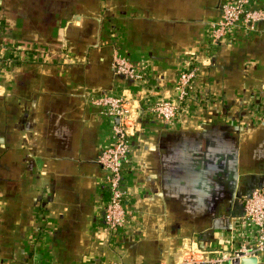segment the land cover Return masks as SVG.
I'll use <instances>...</instances> for the list:
<instances>
[{
  "label": "crops",
  "instance_id": "1",
  "mask_svg": "<svg viewBox=\"0 0 264 264\" xmlns=\"http://www.w3.org/2000/svg\"><path fill=\"white\" fill-rule=\"evenodd\" d=\"M223 1L0 0V264H212L236 251L243 200L264 186V20L209 44ZM114 55L144 77L116 74ZM194 64L183 113L145 110L176 102ZM103 95L125 98L134 124L118 233L103 219L98 156L117 122L94 103ZM254 257L264 264V248Z\"/></svg>",
  "mask_w": 264,
  "mask_h": 264
},
{
  "label": "built area",
  "instance_id": "2",
  "mask_svg": "<svg viewBox=\"0 0 264 264\" xmlns=\"http://www.w3.org/2000/svg\"><path fill=\"white\" fill-rule=\"evenodd\" d=\"M253 2L254 0H224L220 4L219 17L210 23L209 44L219 45L233 31L255 29L259 21L264 20V9L254 6ZM112 66L116 74L127 78L139 81L144 77L140 69L119 55H114ZM197 70L198 67L194 64L179 74L174 86L176 102L166 99L147 101L145 110L167 123H172L180 113H183L190 98L195 96L193 80ZM94 103L103 106L109 115L117 119L110 141L98 156V163L106 172L109 192L103 206V219L110 232L118 233L125 226L129 215L125 203L127 193L122 168L131 151L130 136L134 133V124L130 119L128 101L122 96L103 95L95 98ZM237 219L241 237L239 247L229 258L220 256L212 260V264H223L227 260L231 262L235 258L255 256L264 248V186L253 189L244 198L243 208ZM196 260L197 256L192 254L184 264H191Z\"/></svg>",
  "mask_w": 264,
  "mask_h": 264
},
{
  "label": "water",
  "instance_id": "3",
  "mask_svg": "<svg viewBox=\"0 0 264 264\" xmlns=\"http://www.w3.org/2000/svg\"><path fill=\"white\" fill-rule=\"evenodd\" d=\"M231 264H257V259L254 256L235 258Z\"/></svg>",
  "mask_w": 264,
  "mask_h": 264
}]
</instances>
